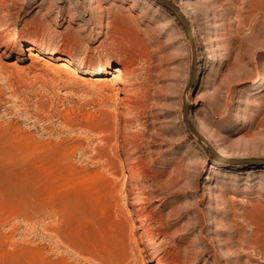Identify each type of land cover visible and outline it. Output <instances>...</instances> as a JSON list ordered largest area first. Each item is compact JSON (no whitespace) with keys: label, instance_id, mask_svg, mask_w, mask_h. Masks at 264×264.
Listing matches in <instances>:
<instances>
[{"label":"rangeland","instance_id":"obj_1","mask_svg":"<svg viewBox=\"0 0 264 264\" xmlns=\"http://www.w3.org/2000/svg\"><path fill=\"white\" fill-rule=\"evenodd\" d=\"M166 1L191 84L160 0H0V264H264V0Z\"/></svg>","mask_w":264,"mask_h":264},{"label":"bare ground","instance_id":"obj_2","mask_svg":"<svg viewBox=\"0 0 264 264\" xmlns=\"http://www.w3.org/2000/svg\"><path fill=\"white\" fill-rule=\"evenodd\" d=\"M175 2V1H174ZM171 6H174V4L172 5L170 2H168ZM178 9V8H177ZM182 14V20L185 21V23L187 22L188 23V20L186 18V16L183 14V12L181 10H179ZM180 14V13H179ZM180 14V15H181ZM184 23V22H183ZM189 24V23H188ZM185 25V24H184ZM186 27V33H187V36L189 38V41H190V44L192 46V55H193V68H192V71H191V82L190 84L193 82L194 78H195V74H196V66H197V60H196V43H195V34L194 32L191 31L190 29V26H185ZM5 30V29H4ZM196 30V29H195ZM11 34V32H9ZM7 34V33H6ZM198 34V33H197ZM198 39V38H197ZM25 52L27 53V57L25 56V60L29 59L31 61H44V63H50L51 65H53V63L47 61L44 57H41L39 52L37 50H35L33 48V46H27V48L25 49ZM58 55V54H57ZM53 62L57 64V70L59 71H62L64 73H70L71 74H76L78 73V70L76 69V65H74L72 63V61L68 58H65V57H62V56H55V58H53ZM115 64L117 65V63L115 62H112V61H109V60H101L99 61L97 67L95 68L94 71H88V72H91V73H86V75L89 74L94 76V75H97L98 73H102L104 72L106 69H110V67ZM45 66V65H44ZM50 66V65H48ZM118 66V65H117ZM97 70V71H96ZM125 70H127V67L123 64V63H120L119 67L117 69H115V72L118 73V75H121ZM126 73V72H125ZM128 73V72H127ZM80 74V73H79ZM261 85V84H260ZM127 95V94H126ZM129 100V99H128ZM129 102V101H128ZM187 111H188V106L187 104L184 102V116H183V119H184V122L186 124V126L194 132V130H192V126L190 125V123L188 122V118H187ZM196 136V135H195ZM199 136V140H201V142H203L205 145H207L208 149L211 151V153L215 156H216V153L214 151V149L210 146V144L207 142L206 139H204L201 135H198ZM131 163V162H130ZM133 163V162H132ZM132 165V164H131ZM137 204V203H136ZM136 207V206H135ZM140 211V213H139ZM137 213H139V217L137 218V225L134 223L133 221V230L135 231H139L141 232L140 234V241L142 243H146L145 245V251L147 250H153L155 251V259L159 258V250L155 248V244L152 243V239L150 238H153L154 235H156V230L150 226H152L151 224H149L148 226H146L145 222L147 221V219L149 218L144 212H141V209H137L136 211ZM136 213V214H137ZM148 214V213H147ZM152 220V219H151ZM150 221V220H149ZM136 222V220H135ZM151 223V222H150ZM148 224V223H147ZM162 254V253H161ZM167 256H168V253H166ZM166 256V255H165ZM165 256H163L162 258H160L157 262V264H164V258H166ZM168 258V257H167ZM166 260V259H165Z\"/></svg>","mask_w":264,"mask_h":264},{"label":"water","instance_id":"obj_3","mask_svg":"<svg viewBox=\"0 0 264 264\" xmlns=\"http://www.w3.org/2000/svg\"><path fill=\"white\" fill-rule=\"evenodd\" d=\"M160 1L163 2L164 4L170 6V7H171V8L177 13V15H178L179 18L181 19L182 23L184 22V23H183V25L185 24L184 27H185V26H189L187 22L185 23V21L182 20V17H183V16H182L181 12H180L176 7L171 6V5L168 3V1H166V0H160ZM179 13H180L181 15H180ZM181 16H182V17H181ZM185 30H186V27H185ZM191 128H192V127H191ZM192 130H193V129H192ZM192 132H193V131H192Z\"/></svg>","mask_w":264,"mask_h":264}]
</instances>
